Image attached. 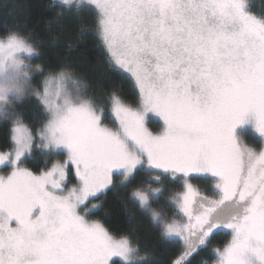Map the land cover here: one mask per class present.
<instances>
[{"label": "snow or ice", "instance_id": "obj_1", "mask_svg": "<svg viewBox=\"0 0 264 264\" xmlns=\"http://www.w3.org/2000/svg\"><path fill=\"white\" fill-rule=\"evenodd\" d=\"M91 35L110 69L130 82L135 105L113 90L89 95L75 69L33 64L22 28L0 34V120L11 121V151L0 152V264H137L138 241L90 219L93 203L117 185L165 241H182L173 264H191L218 229L231 240L217 264H264V14L249 0H60ZM58 15H62L59 13ZM88 30L81 24L80 33ZM35 75L44 76L33 85ZM71 84V87L68 85ZM35 99L44 117L34 137L14 105ZM108 112L116 127L104 123ZM150 114L163 122L151 131ZM251 129L260 147L242 139ZM66 156L39 173L24 167L34 139ZM74 170L78 183L67 187ZM196 174L211 195L196 189ZM142 175L146 179L137 183ZM166 216L153 203L164 187ZM155 185V186H154Z\"/></svg>", "mask_w": 264, "mask_h": 264}, {"label": "trees", "instance_id": "obj_2", "mask_svg": "<svg viewBox=\"0 0 264 264\" xmlns=\"http://www.w3.org/2000/svg\"><path fill=\"white\" fill-rule=\"evenodd\" d=\"M251 10L256 15L264 14V0H249ZM62 13V15H58ZM87 25L83 35L80 33L81 24ZM16 27L22 28L35 41L39 55L32 58L33 64H38L45 69L56 70L64 64L75 69L77 75L85 81L89 88V95L106 96L115 90L123 98L135 105L136 92L132 89L127 79H122L120 74L112 71L106 62L104 52L99 40L91 35L92 17L90 15L82 20L66 11L60 6V0H0V34L5 30ZM44 76L35 75L33 85H40ZM71 87V84L68 85ZM16 113L23 119L24 124L33 135L42 126L44 117L35 99H26L14 105ZM104 121L109 126H116V122L108 112L107 106ZM151 131L162 129L158 118L150 117L147 124ZM11 121L0 120V152L11 151L10 128ZM249 146L259 148L258 134L251 129L242 137ZM49 160L42 159L33 165V170L47 168ZM146 176L138 178L137 183L145 180ZM194 187L201 193L211 195L210 182L203 176H193ZM116 188L110 189L93 203L101 207L94 209L90 219L100 220L114 235L130 233L138 241L140 255L144 260L137 264H173L183 250L182 241L163 240L156 228L150 222L149 216L133 204L130 189H123L119 185L117 175L114 177ZM182 180L178 178L164 187L168 190L164 196L153 203L166 216H172L175 209L169 207L164 199L168 192H180ZM155 186V185H154ZM231 238L230 229H218L210 238L211 243L191 258V264H212L218 256L215 249H221ZM113 264H124L121 259H114Z\"/></svg>", "mask_w": 264, "mask_h": 264}, {"label": "rangeland", "instance_id": "obj_3", "mask_svg": "<svg viewBox=\"0 0 264 264\" xmlns=\"http://www.w3.org/2000/svg\"><path fill=\"white\" fill-rule=\"evenodd\" d=\"M150 117H154V118H155V116H153V115H151V114H150ZM156 118H158V120L160 121V125L163 127V122L160 120V118H159V117H156ZM104 123H106V122L104 121ZM108 126H109V125H108ZM109 127H113V126H109ZM115 127H116V126H115ZM161 130H162V129H161ZM159 131H160V130H159ZM154 132H155V131H154ZM157 132H158V131H157ZM33 136H34V137H37L36 134L33 135ZM38 143H39L38 138L34 139V143H33V151H32V153H31L27 158L24 159V164H23L24 167L29 168V169L32 170L33 172H37V173H39V172L42 171V170H46V168H41V169L35 171V170H33V165L35 166L37 163L41 162L42 159H45V160H49V161H50V163H49L50 165L47 166V168H48V167H51V164H52V163H55L56 161H61V162H62L64 159H66V156H60V155L48 156V155H45L44 151L41 150V149H39V148L37 147ZM3 152H8V151H3ZM9 172H10V169L5 168L4 166H0V175H7ZM115 175H116V174H114V176H113V180H114ZM193 176H197V175H196V174H193ZM193 176H192V177H193ZM192 177L189 178V182L192 183L193 186H194V180L192 179ZM182 182H183V181H182ZM76 183H78V180H77V178L74 176V170H71V171L69 172V176H68L67 187L70 188V187L74 186ZM183 183H184V182H183ZM230 240H231V238L229 239V241H230ZM229 241L226 243V245L229 243ZM226 245H225V246H226ZM225 246H223V247L221 248V250H222ZM114 259H117V257H114L113 260H114ZM118 259H120V258H118ZM217 260H218V258H217ZM217 260H216L214 263H212V264H217Z\"/></svg>", "mask_w": 264, "mask_h": 264}]
</instances>
